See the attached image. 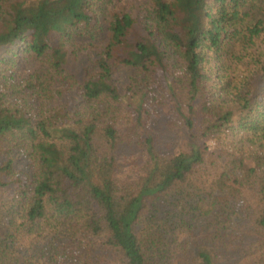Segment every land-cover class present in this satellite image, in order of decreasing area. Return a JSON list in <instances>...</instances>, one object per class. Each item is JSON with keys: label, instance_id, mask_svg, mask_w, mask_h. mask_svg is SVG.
Here are the masks:
<instances>
[{"label": "trees", "instance_id": "trees-1", "mask_svg": "<svg viewBox=\"0 0 264 264\" xmlns=\"http://www.w3.org/2000/svg\"><path fill=\"white\" fill-rule=\"evenodd\" d=\"M126 1L0 0V264H264V0Z\"/></svg>", "mask_w": 264, "mask_h": 264}, {"label": "rangeland", "instance_id": "rangeland-1", "mask_svg": "<svg viewBox=\"0 0 264 264\" xmlns=\"http://www.w3.org/2000/svg\"><path fill=\"white\" fill-rule=\"evenodd\" d=\"M113 1V0H112ZM116 1L118 5H122L124 0H114ZM261 1V0H260ZM131 3V0H127L126 4ZM130 5V4H128ZM31 69L30 66L26 65L23 63V61L18 62V71L17 74L19 76L25 75ZM78 73H80V68ZM113 82L116 84V86L119 88L120 93L124 92V89L126 87V83H128V72L125 70L117 69L114 71L113 74ZM162 96V95H161ZM79 99L78 93L76 91H70L65 94L64 100L67 103H74ZM130 104L132 101V97L128 99ZM127 102V100H123ZM128 103V102H127ZM173 102L172 101H167L163 104L162 109L167 113L170 109H172ZM157 140H158V146L160 149H163V151H166L167 148H170L171 150H176L178 149L180 142L182 140V136L177 135V133H173L169 130L166 129L164 126V122L162 120H159L157 122ZM214 142L213 140H208L207 145L209 149L214 148Z\"/></svg>", "mask_w": 264, "mask_h": 264}]
</instances>
